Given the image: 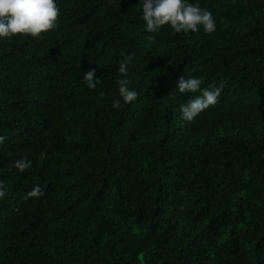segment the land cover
<instances>
[{"label": "trees", "instance_id": "1", "mask_svg": "<svg viewBox=\"0 0 264 264\" xmlns=\"http://www.w3.org/2000/svg\"><path fill=\"white\" fill-rule=\"evenodd\" d=\"M189 2L215 32L148 33L141 0H56L54 30L0 39V264H264V0ZM181 77L225 85L191 122Z\"/></svg>", "mask_w": 264, "mask_h": 264}, {"label": "clouds", "instance_id": "2", "mask_svg": "<svg viewBox=\"0 0 264 264\" xmlns=\"http://www.w3.org/2000/svg\"><path fill=\"white\" fill-rule=\"evenodd\" d=\"M141 3L145 30L148 33H156L165 26L177 33L185 34L198 32L201 27L206 33L216 31V22L212 12L201 8L199 4L190 3L189 0H141ZM59 15L60 8L56 0H0V39L11 40L17 35L38 39L42 34L57 27ZM133 55H128L119 64L118 69L121 77L118 79L119 95L124 104H130L138 98V93L130 89L131 80L127 78ZM95 77V69L84 73L83 80L89 89H95L99 83ZM202 83L200 78L195 77L187 79L181 77L178 81L177 89L181 94L199 93L180 106L182 118L188 122L210 106H214L225 86L223 83L219 86L211 83L206 88H201ZM113 107L119 108L120 100H115ZM4 139L0 136V145L3 144ZM41 159H44V153H41ZM14 167L19 172H24L32 167V162L26 159L18 160ZM43 194L37 185L27 193V196L39 197ZM5 195L4 183L0 181V199Z\"/></svg>", "mask_w": 264, "mask_h": 264}]
</instances>
